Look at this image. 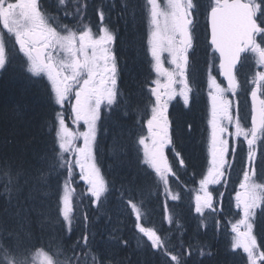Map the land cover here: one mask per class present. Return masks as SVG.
Wrapping results in <instances>:
<instances>
[{
  "label": "snow or ice",
  "instance_id": "snow-or-ice-1",
  "mask_svg": "<svg viewBox=\"0 0 264 264\" xmlns=\"http://www.w3.org/2000/svg\"><path fill=\"white\" fill-rule=\"evenodd\" d=\"M68 4L71 5V11L64 15L77 25H82L88 7L86 0H68ZM147 5L152 26L147 43L158 78L151 81L148 87L150 97H154L151 116L146 121L149 134L138 140L139 145L143 146L145 163L154 170L155 176L163 184L164 195L168 196L169 177L177 176L174 165L177 170L186 168L184 156L173 144L168 109L178 96L182 97L185 107L194 103L192 81L195 80L196 70L190 56H195L197 13L203 8L210 50L205 71L211 99V166L199 181L203 195L196 196L195 212L201 217L205 210L214 214L223 213L225 193L217 188L210 190V186L218 185L227 189L233 165L241 163L242 180L239 183L240 190L235 192V207L241 209L243 215L234 223L227 221L232 231L237 233L232 248L243 247L247 264H264V236L258 242L257 236L253 234L256 210L259 209L264 215V183L257 182L256 169L259 160V178L264 179V0H211L206 5L201 0H166V6H161L159 0H147ZM42 9L41 0H0V21L3 28L14 35L19 52L27 57L28 71L37 77L47 75L52 85L50 98L54 95L55 104L61 107L69 103L73 122L83 121L86 125V130L79 133L83 140L82 146L74 148L75 134L68 129L64 115L58 114L59 130L55 133L51 150L56 155L51 157V161L41 159L39 163L42 167L35 169L34 176L27 174L29 180L38 183L47 179L44 166L53 169L58 167L66 172L58 215L64 223L65 238L70 239L73 224L71 194L75 191L71 187V179L74 168H78L80 179L87 182V193L97 210L102 206V197L109 192L96 154L101 106L111 107L118 102L119 69L114 50L116 36L105 24L103 6H97L99 27L95 33L90 25H82L80 30L73 31L68 25L57 22L56 17L47 16ZM58 28L60 31H57ZM165 53L170 58V68L164 67ZM247 53L258 57L257 70L251 80L247 79L245 73L243 81L244 85H252L249 128L241 124L238 104L229 99V95H235L242 88L238 72L248 61ZM9 63V49L4 35L0 34V70ZM213 71L226 80L227 87L218 82ZM160 76L165 77L164 82ZM188 127L191 128V125ZM230 128H234V131ZM240 137L244 138L247 148L243 158L237 161L236 141ZM56 138L59 139L58 145L55 143ZM166 149L172 152L171 161ZM73 151L76 159L64 160V154ZM16 174L19 175L18 172ZM131 191L138 189L133 187ZM179 199V194L171 195L172 201ZM127 203L135 210V218L139 221L140 207L131 199ZM164 207L167 213V200ZM81 219L85 229L79 239L67 247L58 243L55 249L49 248L47 251L44 247L36 249L30 236H22L17 229L0 220V264H86L89 256L92 264H110L107 258L92 252L90 240L94 241L95 237L86 227L87 214H82ZM166 220L168 224L173 223L171 213H167ZM216 222L219 223L218 220ZM203 225L204 220L201 219L198 227ZM136 226L150 241L153 249L170 257L173 264H186L185 257L190 256L191 252L184 248L182 238L173 245V249H181L174 254L167 247L170 241L162 239L155 228L144 227L139 223ZM241 227L245 231H241ZM36 239L39 241L38 237ZM120 243L127 245V241L121 240Z\"/></svg>",
  "mask_w": 264,
  "mask_h": 264
},
{
  "label": "trees",
  "instance_id": "trees-1",
  "mask_svg": "<svg viewBox=\"0 0 264 264\" xmlns=\"http://www.w3.org/2000/svg\"><path fill=\"white\" fill-rule=\"evenodd\" d=\"M111 1L86 0L88 7L82 21V25L93 26L97 31V6H103L106 12L105 24L110 29L117 30L116 55L120 59L118 63L122 65L119 84L126 92V102L121 99L116 105L104 107L98 123L96 159L109 188L103 205L99 210L93 206L87 193V185L80 179L78 168H74L71 179V187L75 189L71 194L72 233L70 239H66L64 223L58 215V207L62 206L66 172L58 167L53 169L44 166V171L48 174L46 180L38 183L29 180L27 174L34 176L35 169L42 167L39 163L41 159L47 158L51 161V157L56 155L51 150L57 131L58 114H62L64 107L55 104L54 95L50 98L52 85L48 78L30 73L27 57L16 49L11 52L14 53L11 54L12 57L9 56L10 63L0 72V220L17 229L22 236H30L36 249L44 247L45 244L55 246L58 243L67 247L84 234L85 225L81 217L86 213V227L94 235L96 244H99L98 235L109 228V209L113 213L114 209L124 205L127 213L122 218V223L118 225L115 222V227H118L115 236L118 244L108 250L111 258L107 260L110 264H173L170 257L165 258L159 250L153 249L147 237L139 232L135 210L127 204V200L131 199L140 207L141 225L155 228L162 239L170 241L167 247L174 254L181 251L179 248L173 249V245L182 238L184 248L191 252L190 256L185 257L186 264H247L246 254L232 250L230 245L227 221H233L236 217V214L228 213L232 207L230 196L225 194L222 214L205 211L201 217L195 212L194 188L208 167L209 157L206 115L210 103L205 94L207 88L204 76L210 50L207 43L208 25L203 8L198 18L205 24L200 30L196 29L195 56H190L196 70L195 80L192 81L194 103L185 107L182 98H177L168 109L173 144L186 161V168L177 170L174 165L177 176L169 177L171 194L180 196L178 201H172L171 194L164 195L163 184L143 160L138 144V138L143 134V125L139 127V124L146 122L148 116L145 102L141 100L142 92L140 93L143 79L150 69L149 54L144 42V19L140 13L134 15L130 10L134 9L136 0H128L130 9H124L120 1L119 4L118 1ZM204 1L201 0V3L204 4ZM43 2L42 10L47 16L59 17L73 31L80 30L82 25H77L73 19L64 15L71 11L68 0ZM137 3L142 12L141 0ZM135 17H139L140 24L136 23ZM252 63L254 64L253 61ZM252 63L251 68L254 67ZM249 65L250 62L247 61L245 67L238 72L242 80L244 71L251 69ZM64 111L67 121L72 124L69 108H64ZM55 143L58 145V138ZM166 153L171 161L172 152L168 149ZM68 161L73 160L68 157ZM4 178L10 181L9 187H6L7 182H3ZM237 182L235 170L232 169L227 189L220 190L219 186L213 188L224 193L228 190L234 192ZM133 187L138 191H131ZM165 200L167 213H171L173 217L172 224H168L166 220ZM201 219L204 220V225L198 227ZM253 232L260 242L264 236V215H261L260 210L253 222ZM121 240L127 241V245L121 244ZM93 244L94 241L90 240L92 247ZM92 252L99 254L95 249ZM87 258L92 263L91 257Z\"/></svg>",
  "mask_w": 264,
  "mask_h": 264
},
{
  "label": "rangeland",
  "instance_id": "rangeland-1",
  "mask_svg": "<svg viewBox=\"0 0 264 264\" xmlns=\"http://www.w3.org/2000/svg\"><path fill=\"white\" fill-rule=\"evenodd\" d=\"M106 1H109V2H112L111 0H106ZM118 1V4H119V1L121 2L120 4L123 6L124 9H130V5H129V2L128 0H114V2ZM138 0H136V4H135V7L134 9H130L132 14H139L140 13V16L142 15L143 19H144V22H143V30L145 32V36H144V42L146 43V46H147V50H148V57L150 59V66L147 64V66L150 67L147 75L144 77L143 79V86L142 88H140V93L142 95V98L141 100H143L145 103H144V106H145V110L147 111L148 113V116H147V119L150 118L151 116V107H152V100L154 99V97H150V93L148 91V87H149V84L151 81L157 79V74L155 73V70H154V67H153V64H154V61H152V58H151V54H150V51H149V47H148V38H149V35L152 31V26L150 24V17H149V14H148V5H147V0H141V7H142V12H140V5L137 3ZM42 2V0H41ZM161 6H166V0H159ZM43 7H44V4H43ZM43 11V10H42ZM199 12L197 13V16H199ZM56 17V16H54ZM56 20L57 22L59 23H62V21L60 20L59 17H56ZM134 20L136 21V23L140 24L139 23V17H135ZM106 21V20H105ZM51 23V21H50ZM64 24V23H62ZM204 22L200 19H198V26H197V29L200 30V28H202L204 26ZM53 27H55L56 25L55 24H52ZM57 31H60V29L58 28ZM114 33H115V36H116V40H115V43H114V50L115 52H117V30L116 29H113ZM93 32L95 33L96 30L93 28ZM141 39V38H140ZM208 43V41H207ZM18 47V45H17ZM18 50V49H17ZM19 51V50H18ZM21 53V52H19ZM119 53V52H118ZM55 55V53H54ZM121 55V54H120ZM248 55V61L250 62V65L251 66V63L252 61L254 62V67L252 66V68L250 70H246L244 71V74L247 73V79L248 80H251L252 78V74L257 70L256 68V61L258 59L257 55L256 54H253V53H247ZM10 57H12V55H10ZM117 57V55H116ZM207 61L210 59V53L207 54ZM120 59L117 57V61H119ZM122 67L121 63H118V69H119V74H120V68ZM164 67L165 68H170L171 67V63H170V58H168V54L165 53L164 54ZM4 70V69H3ZM2 70H0L1 72ZM127 74H129L127 72ZM206 74V72H205ZM213 75H217V73H215V71L212 72ZM40 76H45L47 77L46 74H41ZM161 79L162 82L165 81V77L164 76H160L159 77ZM245 76L243 77V80H244ZM204 79H206V84H205V88H207V91L205 89V94L206 96H208V91H209V87H208V83H207V76H204ZM238 79L241 80L242 82V88L240 90L237 91V93L235 95H229V99H232L234 101V103L238 104V108H239V115H240V118H241V124L245 127V128H249L251 127V124H250V114H251V105H252V100H251V95H250V92H251V88H252V85L251 84H248V85H244L243 84V80H242V76L239 74L238 75ZM217 80L218 82L223 86V87H227L224 79L217 75ZM140 83V82H139ZM154 86V85H152ZM118 89H119V96H118V102L121 101V99H124V102H126V92L124 90V88L119 84V81H118ZM177 98H182V97H177ZM176 98V99H177ZM173 100L171 102V104L169 105V108L171 107V105L173 104V102L176 101ZM208 99H209V107H208V110H207V115H206V121H207V126H208V132H207V138H208V152H209V157H208V167L207 169L211 166V154H210V141H211V125H210V120H211V99L210 97L208 96ZM131 101V98L129 99ZM74 103V101H73ZM124 104V103H123ZM68 105V106H67ZM113 105H116V104H113ZM69 108V113H70V121L72 122L69 123V121H67L66 119V116H65V111H64V108ZM63 111H62V114L64 115L65 117V123L68 127V129L71 131V133L75 134V140L73 141V144H74V148L75 147H79V146H82L83 144V140H82V137L79 136V133H82L83 131L86 130V125L84 124L83 121H80L79 123H74L73 122V115L71 114V105L69 103H66L64 106H63ZM104 107H108L107 105H102L101 106V111ZM235 115V112L233 113ZM147 121V120H146ZM171 122V121H170ZM99 123V122H98ZM142 126V129H143V134L141 136H148V130H147V124L146 122H141L139 124V127ZM57 131L59 130V124L57 122ZM171 128V126H170ZM230 130L234 131V128H230ZM99 136V134L97 135V137ZM139 136V138L141 137ZM138 138V140H139ZM230 142H231V139H230ZM150 141H149V145H150ZM237 145H238V148H237V160L240 158V155L243 153L241 152L240 153V150L244 147V146H247L246 145V142L244 141V138L243 137H240L239 140L236 141ZM139 144V143H138ZM140 146V149H141V153H142V157H143V160H144V155H143V146L142 145H139ZM167 150V149H166ZM246 151V150H245ZM68 157H71V159L74 161L76 159V156L74 155V151L73 152H68V153H65L64 154V160L68 161ZM145 161V160H144ZM150 166V165H149ZM207 169L205 170L204 174L198 179V182L196 184V187L194 188V196L196 197L197 195H203L202 193V190L200 188V179L203 178L204 175L207 174ZM256 169H257V174H258V179H257V182L258 183H264V179H260L259 178V175H260V172H261V164H260V161L258 160V164L256 165ZM235 173H236V179H238V182H237V187L235 189L234 192H232L231 190H228L226 191L225 194H228L231 198V211H229L228 213L230 215H233L236 214V217L234 218V220L232 221L233 223L239 219L242 218V210L241 209H238L235 207V192L236 191H239V183L240 181L242 180V165H236L235 168ZM239 175V176H238ZM104 179V177H102ZM8 179L7 178H4L3 182L6 184L7 182V185L6 187H9L10 186V181H7ZM105 181V179H104ZM87 185V182L84 181ZM106 182V181H105ZM107 184V183H106ZM218 186V185H217ZM88 187V185H87ZM214 186H210V190H212ZM7 189V188H6ZM220 190H223V188H221ZM6 192V190H5ZM170 194H171V190H170ZM173 194V193H172ZM171 194V195H172ZM72 197V195H71ZM171 198V196H170ZM105 200V197H102V205H103V201ZM129 200V199H128ZM127 200V201H128ZM133 202V200H132ZM128 204V203H127ZM129 205V204H128ZM224 204H223V209H224ZM206 212H208L209 210H205ZM259 209L256 210V213H258ZM109 217H108V221H109V228L104 229L102 231L101 234L98 235L99 237V244H96V239H94V244H93V247L92 249H95L96 251L99 252V254H103L107 257V259H110L111 258V255L109 254L108 250H110L111 248H115L117 246V241H116V230L118 227H115V222L118 223V225L120 223H122V218L124 217V215L127 213V210H126V207L123 205L120 206L119 208H116L114 209L113 213L111 212V210L109 209ZM212 213V212H211ZM142 214V213H141ZM213 214V213H212ZM105 215V214H104ZM255 219V218H254ZM116 220V221H115ZM254 222V220H253ZM139 224H141V221L139 220L138 221ZM138 228V227H137ZM241 231H245V229L243 227H241ZM227 233L228 235L230 236V239H231V248H232V245L236 242V239H237V233L233 232L232 229H231V225L229 224V227L227 229ZM254 234V232H253ZM106 235V237H105ZM42 245V244H41ZM44 245V244H43ZM57 245H50L48 246V244L44 245V248H45V251H47L49 248H52V249H55ZM232 250L234 251H241L243 252V247H239V248H235ZM244 253V252H243ZM163 255V253H162ZM164 256V255H163ZM114 257V256H113ZM165 258H167L166 256H164ZM61 259H63V257H61ZM89 259L90 258H87V264H92L91 262H89Z\"/></svg>",
  "mask_w": 264,
  "mask_h": 264
},
{
  "label": "flooded vegetation",
  "instance_id": "flooded-vegetation-1",
  "mask_svg": "<svg viewBox=\"0 0 264 264\" xmlns=\"http://www.w3.org/2000/svg\"><path fill=\"white\" fill-rule=\"evenodd\" d=\"M10 2H15V0H10ZM203 2V1H202ZM211 1L209 0H205L204 1V5L210 3ZM42 4H44L43 0L41 2ZM204 12V11H203ZM200 14V13H199ZM205 15V13H204ZM205 19H206V15H205ZM206 23H207V20H206ZM0 34H3L4 35V38H5V41H6V46L7 48L9 49V56L11 54H14V53H11V52H14L13 50L16 51V49H18L17 45L15 44V40H14V35L13 34H9L4 28H3V25H2V21H0ZM23 54V53H22ZM2 72V71H1ZM170 120V118H169ZM246 148L247 146H244L242 149H244V151H240L243 152L242 154H246ZM168 151V149L166 150V152ZM244 155H240V158L237 160V161H240ZM257 164H258V161H257ZM236 165H241V163H236L233 165V169L235 168ZM222 206H223V202H222ZM224 210V209H223Z\"/></svg>",
  "mask_w": 264,
  "mask_h": 264
},
{
  "label": "water",
  "instance_id": "water-1",
  "mask_svg": "<svg viewBox=\"0 0 264 264\" xmlns=\"http://www.w3.org/2000/svg\"><path fill=\"white\" fill-rule=\"evenodd\" d=\"M224 79V78H223ZM225 80V79H224ZM225 83H226V85H227V82H226V80H225Z\"/></svg>",
  "mask_w": 264,
  "mask_h": 264
}]
</instances>
